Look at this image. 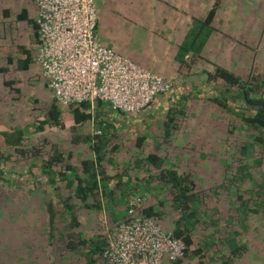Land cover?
Listing matches in <instances>:
<instances>
[{
  "label": "trees",
  "instance_id": "trees-1",
  "mask_svg": "<svg viewBox=\"0 0 264 264\" xmlns=\"http://www.w3.org/2000/svg\"><path fill=\"white\" fill-rule=\"evenodd\" d=\"M219 3L220 0H217L213 6L211 5L205 18H197L195 38L191 41V45L186 47V50L191 51L194 55L201 53L206 41L214 32L213 21L217 17ZM10 12L7 9L3 13L8 17ZM17 20L28 22L32 26L33 37L37 44L36 48H38L40 43L38 27L35 18L29 16L27 8L17 13ZM18 51L23 55L18 61L19 68L28 69L35 61L32 50L25 46H18ZM1 53L2 49L0 48V74H5L9 71V67L1 62ZM7 62L8 64L13 62L11 52L8 54ZM209 80H220L230 88L238 89L243 102L247 103L254 111L251 114L235 111L233 109L235 105L230 106L222 93L210 97L209 101L224 108L232 115L234 114L249 129L262 130L260 136H255L251 140L252 149H249L246 141L239 149V151H243L245 162H242L239 157L237 163H244L245 169L241 172L242 174L235 172L232 175L234 179L239 177L240 185L235 189L237 192L235 197L236 195L239 197L235 203L232 196L230 197L226 211L208 200L206 190L200 187V181L192 170L185 171L183 168L180 170L179 164L173 165L171 161H168V153L171 148L166 147V142L172 137L168 134L171 123L175 120L176 110H170L167 115L168 121L165 125L167 136H163V141L159 140L154 151L146 155L142 156V152H140L134 158L135 163L131 164L126 162V158L112 155L122 144L111 142L113 134L110 132L108 122L100 119L97 108L94 112L89 102H83L79 105L65 107L64 110L53 98L46 115L27 124L23 131L21 127H9L0 132V200L5 202L7 199L5 195L13 190L17 193L22 190L23 194L28 193L27 195L31 196L29 194L35 189L31 187L32 183L40 184L41 187H47L49 190L48 196L43 199L36 198V196L29 198L33 203H40L35 209V211L40 209L39 217L35 216L31 221L16 222L17 220H15L14 224H18L19 228H22L20 236L16 230L6 228L11 221L13 222V218L7 217L4 220L5 227L0 229L4 231L0 233V245L2 246H0V264H34L28 254L34 259V256L35 258L40 256L42 251H34L38 248L35 247L36 236L31 230L41 235L45 247H52L50 252L51 256L56 259V263L62 261L61 257H65L66 264H80L78 261L83 257L84 264H108L103 257L106 245L104 228H102V232H87L88 227L84 226L83 219L90 212L102 213L105 207L110 205L113 208L112 211L117 210L120 200L128 202L132 196H135L134 194L141 191L140 184L144 188V193L140 194L145 195L146 199L147 196L157 198L160 193L164 194L169 201L167 204L170 211L176 215L172 231L187 245L184 258L193 255L198 264H236L239 258L244 257L249 252V239L245 240V236L247 231L251 230L250 219L256 218L260 225L264 226V177L262 181H255L247 163L250 157H253L251 159L254 164L260 166L264 163V76L261 72L243 76L226 67L216 65ZM13 83L12 80L4 82L6 86ZM174 83L171 90L166 93L175 90L176 83ZM66 111L70 114V120H73L75 125L90 123L93 119H97V128H100L102 133L93 135L92 133L85 134L82 131L69 136V138H65L66 145H70L69 148L61 142L50 144L48 141H44L42 136H33L47 126L64 129ZM11 135L19 136L18 140L11 141L10 139L14 138ZM146 138L147 136L138 137L136 144L141 148ZM62 142L64 141L62 140ZM80 143L87 144V146L83 150L80 149L79 154L75 155L77 151H74L72 147ZM257 152L259 153L258 157L254 156ZM191 156L177 161L181 166L183 163L186 165L188 159H193L190 158ZM14 161L24 164L19 168H25V170L16 172L12 168L9 169V163ZM201 161L204 160L201 158L193 162ZM234 163L230 162L226 166H232ZM252 167L255 166L252 165ZM14 173L20 176L26 175L27 180L18 183L15 179L16 182H14ZM248 181L252 182V185H246ZM132 183L137 184L134 186L131 185ZM225 193L226 191L217 195L216 198L222 197ZM157 201L155 204L146 202L139 213L151 216L158 221L164 215L165 203L159 198ZM232 206L240 209H232ZM243 207L245 209H242ZM20 238L22 243L19 242ZM29 239L32 242L30 252L26 253L24 257L20 254L16 256L14 247H22L23 242ZM184 258L174 264H182ZM45 264H49V262Z\"/></svg>",
  "mask_w": 264,
  "mask_h": 264
},
{
  "label": "rangeland",
  "instance_id": "rangeland-1",
  "mask_svg": "<svg viewBox=\"0 0 264 264\" xmlns=\"http://www.w3.org/2000/svg\"><path fill=\"white\" fill-rule=\"evenodd\" d=\"M137 1L138 5H141L142 1ZM202 1V4H204L206 1H209L210 6H213L217 0H199V3H201ZM124 5V0H118V3L114 4L112 3V0H101L98 2L97 15L99 24L97 33L101 42L105 45L110 46L115 45L116 42L119 43V45L124 44V46L121 45L122 49H125L126 45V49L131 52L141 51V54L148 55L149 58L151 57V59H153V64L160 62L161 52L159 49L156 50V48H158L159 46L157 47L155 44L151 43L152 41H154L153 34H149L151 33L149 24L152 22V16L154 14H142L140 13V11H136L133 14L123 13L122 10L124 9ZM231 6L235 7L236 10H240L239 14L241 15L242 19L244 16L245 21L257 20L260 23H257L260 28V33L261 35L263 34L264 0H220V8L218 9L217 14V18L219 21L224 18L225 10L232 11V9H229V7ZM24 8L28 9L29 16L31 18L36 17L37 7L35 0H0V48L2 49L1 62L3 63V65L9 67V71L7 73L0 74V132L7 130V128L9 127H21L23 131L27 127V124L33 123L37 118L46 115L47 109H49L48 106L53 99L52 93L47 85V81L43 76L42 68L36 61H33L28 69H20L18 66L19 59L23 57V55H21V53L18 51V46H25L26 48H30L34 56V60L37 51V44L33 37L32 26L29 25L28 22L17 20V13H19ZM138 8H140V6H138ZM7 9L11 11L8 17H6L3 13L4 10ZM217 23L220 24L219 22ZM245 31L252 32V30L249 29H245ZM254 34L256 35L257 32L255 31ZM154 36L155 38H157L155 34ZM261 40V69L259 72H261V74L264 76V37H262ZM114 49L117 50L116 47H114ZM9 52H11L13 57V62L11 64H8L7 62ZM120 53L123 54V52ZM127 56L130 57L129 55ZM130 58L133 60L132 57ZM157 59L159 61H157ZM153 64L150 65L153 66ZM152 66H149V68L146 67V69L157 72V70ZM169 78L171 79L172 77ZM6 80H12L14 83L10 86H6L4 84ZM190 101L194 105L193 110L200 111L201 115L206 116L211 112V116L208 118H211V120L213 119L212 121L214 122V124L219 123L216 126L214 125V127H217L218 129V136H208V132L205 131L204 128L206 127V125H194L191 127L192 133L190 134V136H177L175 139H173L174 142H171L174 132V127L171 125L169 128L170 133L168 134V136L172 137L171 139H169V141L166 142V147L171 148L169 149V152L171 153L174 150V148L172 147H175L176 153L182 151V158H187V156L192 155L190 157L193 158L192 161L199 160L201 158L204 160L201 161V163L197 162L194 164V166L196 165L194 174L200 181V187L206 190L205 193L208 197V200L212 202V204L216 203L217 206H219L223 211H226L228 208L230 197L232 196V200L234 203L239 197V195H236L235 197V194H237L235 189L240 185V181L238 180L239 177H237V179H234L232 175L235 172H239L240 174H242L241 172L245 169V167H243L244 163H242L245 162V158L242 155L243 151H239V149L242 145H244L245 141L248 142L249 149H252L253 143H251V140H253V137L255 136H260L262 130L255 128L249 129L240 121V119L236 118L234 114L232 115L230 113V117L227 114V110L221 108L213 102H209L199 97H193L192 99H190ZM63 108L65 110V107ZM66 112L64 115V129H60L56 126H47L42 128L41 132L36 133L33 136H42V139L44 141H48L50 144H53V142L61 140L65 141L66 137L69 138V136L77 134L78 131L81 133L84 130L85 132L87 126H89V123L75 125L73 120H70V114ZM188 127L189 126L185 124H181L179 126V130L182 129L184 133L185 129H188ZM92 128L93 129L91 131L94 130V127ZM160 130V136H148V139H158L162 141L163 136H167L166 126H162ZM222 131L224 132L223 135L220 134ZM18 138L19 136H14V138L10 140L17 141ZM62 143L66 146V142H61V144ZM163 153L165 152L163 151ZM254 156L258 157L259 153L257 152ZM239 157H241V163H237V159ZM170 158L172 159V157ZM206 158L209 161L218 160L219 158H221V161H223L224 163L228 161V163H235L232 166L230 165L229 167H227L226 165H223V167L221 165H213L212 167V163H210L209 167L206 170L199 167V163L204 164ZM251 158L253 157H250L249 161L247 162L249 165L248 169L250 170L255 181H262V178L264 177V163L259 166L258 164H254L253 159ZM21 165L24 164L20 163L19 161H14L13 163H9L8 168H12L16 172L25 170V168H19ZM252 165H254L255 167L253 168ZM13 177V181L16 182L17 180L18 183L21 181L25 182L27 180L26 175L20 176L14 173ZM28 177H30L31 180V176L29 175ZM136 184L137 183H132L131 185L136 186ZM141 185L142 184H140L139 187L142 192L139 191L137 194H134L135 196L141 195L140 193H144V188ZM246 185L250 186L252 185V182L250 183V181H248ZM31 187L35 188L34 191H31V194H29L31 196H28V193L23 194L22 190H20V193H17L13 190L9 191L5 195L7 196L5 202L0 200V229H4L5 227L4 220L7 217H12L13 222L11 221L10 225L6 228L16 230L18 232V236H20L22 234V228H19L18 224H14L15 220H17L16 222H21L22 220L31 221L35 216L39 217L40 209L36 211L35 209L39 206L40 203H33L31 200H29V198L36 196V198L40 197L43 199V197L48 196L49 190L47 189V187L43 188L40 186V184L36 183L35 185L32 183ZM5 191L8 190L5 189ZM224 191H226L225 195L216 198L217 195H221ZM158 198L164 200L165 203V206L163 207L164 215L158 221L165 231H172L174 228L176 215L171 213L170 207L167 204L169 201L166 199L164 194L159 193L157 195V198L152 197V199L148 197L147 204H151L152 202L157 203ZM118 203V218L122 219L126 216V214L127 216H129L130 212L127 205L128 202L122 199ZM234 206H232V209H240ZM111 207V205L106 207V210L104 209L102 213L97 211L92 213L90 212V214L85 215L83 224L84 226L88 227L87 232H102V228H104L105 231L107 224L109 225L117 221V219L111 218L112 216L110 215V213L113 210V208ZM242 209H245V207H243ZM249 224L251 226V230L249 232L247 231V234L245 236V240L249 239V252L244 257L239 258L236 261V264H264V226L263 224L260 225L259 221L256 220V218L250 219ZM3 232L4 231L0 230V233ZM31 232H33V235L36 236L35 247L38 248V250L35 249L34 251H42L40 256L36 258L34 256V259L30 254H28L30 260H33L34 264H43L44 262H49V264H62L63 262L64 264L67 263V261H65V257H61L62 261L56 263V259L51 256L50 251L52 247H45V244L41 240V235L36 234L33 230H31ZM231 232L233 231L231 230ZM19 240V242L22 243L21 238ZM31 244L32 242L29 239L23 242L22 247L15 246L13 249V247L11 246V248L15 250L16 256L17 254H20L24 257L26 256V253L30 252ZM26 246L30 248H27ZM17 249L18 251H16ZM83 260L84 258L82 257L78 262L80 264H84ZM182 264H198V262L196 257H194L193 255H189L188 257L184 258Z\"/></svg>",
  "mask_w": 264,
  "mask_h": 264
},
{
  "label": "crops",
  "instance_id": "crops-1",
  "mask_svg": "<svg viewBox=\"0 0 264 264\" xmlns=\"http://www.w3.org/2000/svg\"><path fill=\"white\" fill-rule=\"evenodd\" d=\"M141 1V5H138L137 0H124L125 5L122 11L128 14H133L136 11H140L142 14H154L152 22L149 24L151 32L149 34H153L154 41L151 43L157 47L159 46L156 50L159 49L161 52V61L153 64V59L149 58L148 55L141 54V51L131 52L126 49V45L125 49H122L121 45L124 46V44L119 45L117 42L111 47L114 46L117 51L123 52L126 56L129 55L135 62L145 68H149V66H152L150 64H153L152 67L157 70L156 73L168 78L172 77L171 79L176 83H174L176 85L175 90L165 95H158L146 108L135 114L120 112L113 109L110 104L101 101L97 102L95 108H93L94 112H96V108L98 109L100 119L108 122L110 132L113 134L111 142L122 144L119 145L117 152L112 155L126 158V162L131 164L135 163L134 158L140 152H142V156L146 155L152 152L150 150H153L159 143L158 139L149 140L148 136H160V129L166 125L170 110H176L175 120L171 123L174 127L173 139L177 136H190L192 133L191 127L202 124L206 125L204 128L208 132V136H218V129L214 125L216 126L219 123L214 124L213 119L208 118L211 116V112L203 116L200 111L193 110L194 105L190 101L193 97L209 101L210 97L222 93L230 106L235 105L233 108L235 111L251 114L254 109L243 102L238 89L230 88L220 80L210 81L209 79L216 65L226 67L243 76L259 72L261 69V38L264 37V32L262 35L260 33V28L257 25V23H260L257 20L245 21L244 16L242 19L239 14L240 10H236L235 7L231 6L229 9H232V11L225 10L223 19L219 21L217 17L215 18L213 21L214 32L206 41L201 53L194 55L191 51H187L186 47L190 46L191 41L195 38L197 18H205L211 8L210 4L207 3L208 1L204 4H202L203 1L199 3V0ZM112 3H118V0H112ZM245 29L252 30V32L245 31ZM255 31L257 32L256 35L254 34ZM157 61L159 60L157 59ZM193 75L196 77H194V80H190L189 77ZM227 114L231 117L230 112H227ZM181 124H185L190 128L185 129L183 133L182 129L179 130ZM97 126V119H93L87 126L85 134L92 133V127L95 129ZM78 133L80 132L78 131ZM220 134L223 135L224 132L222 131ZM140 136H147L141 148L136 144ZM162 141L160 140V142ZM58 142H62V140ZM85 146L87 144L84 143L73 146L72 149L77 151L75 155H78V151L83 150ZM66 147L69 148L70 145H66ZM182 155V151L176 153L174 148L172 153H168V156L175 159L170 158L168 161H171L173 165L179 164L180 170L183 168L185 171L192 170L195 172L196 165L194 166L195 163L191 159L186 161V165L183 163L181 166L178 161L183 157ZM108 156L110 157V155ZM200 163L199 167L206 170L210 163H212V167L213 165L223 167V165L228 164L221 161V158L218 160H205L204 164ZM152 204L155 203L152 202ZM110 215L112 219H117L116 222L128 218L127 214L122 219L118 218V210L112 211Z\"/></svg>",
  "mask_w": 264,
  "mask_h": 264
},
{
  "label": "built area",
  "instance_id": "built-area-1",
  "mask_svg": "<svg viewBox=\"0 0 264 264\" xmlns=\"http://www.w3.org/2000/svg\"><path fill=\"white\" fill-rule=\"evenodd\" d=\"M99 1L35 0L40 35L35 61L62 107L89 102L95 108L101 101L123 113H139L171 90L173 80L101 42ZM101 133L93 130V135ZM146 200L143 195L130 198L128 218L106 225L103 257L108 264H174L186 256L182 238L139 213Z\"/></svg>",
  "mask_w": 264,
  "mask_h": 264
},
{
  "label": "water",
  "instance_id": "water-1",
  "mask_svg": "<svg viewBox=\"0 0 264 264\" xmlns=\"http://www.w3.org/2000/svg\"><path fill=\"white\" fill-rule=\"evenodd\" d=\"M194 77H196V76H194V75L193 76H190L189 79L190 80H194Z\"/></svg>",
  "mask_w": 264,
  "mask_h": 264
}]
</instances>
